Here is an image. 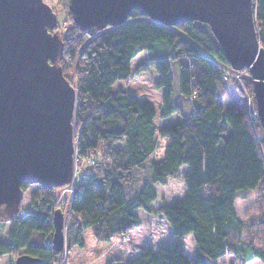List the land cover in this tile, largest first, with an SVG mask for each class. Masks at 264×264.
I'll return each mask as SVG.
<instances>
[{
    "label": "trees",
    "instance_id": "obj_1",
    "mask_svg": "<svg viewBox=\"0 0 264 264\" xmlns=\"http://www.w3.org/2000/svg\"><path fill=\"white\" fill-rule=\"evenodd\" d=\"M67 2H57L66 18L57 20L56 30L63 41L59 65L76 90L72 124L78 177L69 199L74 243L83 246L81 235L87 229L98 242L128 235L141 225L136 214L141 210L161 215L173 239L158 248H141L129 260L114 264H217L227 256L241 264L254 259L264 264V141L259 121L251 118L246 103L248 96L253 97L247 69L240 80H222L213 60L228 64L203 23L164 26L132 10L125 24L89 35L72 22ZM253 5L264 49V0H253ZM63 21L65 28L60 29ZM141 52L149 56L142 68L155 70L156 87L162 89L159 115L166 119L178 114L175 122L156 124L149 102L129 88L112 89L130 78L131 60ZM171 60H177L179 93L194 103L189 116L171 103ZM69 73L74 74V83ZM227 83L238 89L241 98L235 103L218 99L228 90ZM252 102L255 106L254 98ZM158 137L166 143L162 158L154 161ZM84 160L89 167L80 169L77 163ZM148 162L150 172L137 187V173ZM183 166L185 195L152 210L155 186L178 179ZM28 186L21 184L23 192ZM259 186L257 230L243 239L245 225L234 208L237 192ZM56 190L36 186L29 194L31 210L24 217L19 210L9 221L0 219V227L8 223L7 241L0 240V264H14L24 254L38 257L42 264L56 262L59 253L47 244L53 232L51 215L57 209ZM187 234L195 244L191 258L182 241Z\"/></svg>",
    "mask_w": 264,
    "mask_h": 264
},
{
    "label": "water",
    "instance_id": "obj_2",
    "mask_svg": "<svg viewBox=\"0 0 264 264\" xmlns=\"http://www.w3.org/2000/svg\"><path fill=\"white\" fill-rule=\"evenodd\" d=\"M72 22L92 35L127 22L138 10L164 26L197 21L209 30L227 64L247 69L264 141V49L253 0H68ZM56 13L43 0H0V219L19 212L22 183L60 188L74 171L76 90L59 61L63 41ZM51 247L65 249L64 215L52 216ZM14 264H42L19 255Z\"/></svg>",
    "mask_w": 264,
    "mask_h": 264
},
{
    "label": "rangeland",
    "instance_id": "obj_3",
    "mask_svg": "<svg viewBox=\"0 0 264 264\" xmlns=\"http://www.w3.org/2000/svg\"><path fill=\"white\" fill-rule=\"evenodd\" d=\"M58 0H49L48 5L55 11L58 21L66 18V13L63 8L57 3ZM149 56L146 53H140L131 62V75L127 81L118 82L113 86V90L117 87L129 88L132 92H135L141 96L144 100L149 102L156 111L154 122L160 124L162 122H175L179 117L178 114H173L166 119H162L159 115L162 100V89L156 87L158 80L155 70L149 66L145 69V63L148 61ZM147 64V63H146ZM147 66V65H146ZM177 60L170 61V75L172 77L171 86V103L178 104L182 109L183 116H189L193 109V101L190 97L183 96L179 93L178 87V73H177ZM243 70V69H242ZM240 70V71H242ZM239 71V70H238ZM244 72V71H243ZM243 75H247L245 72ZM71 81L74 83V74L69 73ZM228 90H225L224 94L218 95V99L222 100L226 104L235 103L240 99L238 89L233 83H227ZM232 89V90H230ZM230 90V91H229ZM219 86H217V92ZM228 92V93H227ZM229 95V96H228ZM220 97V98H219ZM247 101V100H246ZM248 102V101H247ZM253 103V102H252ZM178 120V119H177ZM159 139V146L156 153L152 156V160L158 161L162 158L166 140L164 138ZM78 167L87 169L89 166L84 160L77 163ZM186 170V166H183L179 172V178L175 180H168L164 186L156 185L155 190L157 193V199L151 204V209L156 210L162 204L169 205L185 195L186 190L181 178L183 171ZM149 162L137 173L139 181L136 185L140 187L144 184V177L149 174ZM37 185H29L28 189L24 192L23 199L20 204V211L29 212V194L35 190ZM55 191V198L57 208L61 210L64 215V234H65V249L59 253L58 258L54 264H114L117 258H113L112 255H118L109 251L114 246L117 247L122 254L118 260L127 261L129 258L135 256L141 248L149 247L158 248L160 245L165 244L173 239V235L170 227L165 222L163 217L159 214H147L141 210H137L136 214L142 221V227L132 236L128 235L117 237L115 241L111 242H98L92 236L89 229L83 231L81 237L83 246H78L74 243L76 237V231L71 228V220L73 214L69 213V199L68 194H64L61 190ZM261 186L255 190H240L237 192V198L235 200L234 208L238 218L243 220L245 230L241 233V238L249 239L251 233L257 230V211L256 208L261 199ZM4 227H0V240L7 241L6 232L8 229V223L4 224ZM250 232V233H249ZM132 233V232H131ZM128 238V239H127ZM184 244V251L187 256L193 257L195 254V244L191 234H187L182 238ZM134 250V251H133ZM130 251H133L132 253ZM92 254L94 256H92ZM122 256V257H121ZM131 256V257H129ZM114 259V260H113ZM116 260V261H115ZM217 264H241L234 259L233 256H227L219 259ZM245 264H261L257 259L249 261Z\"/></svg>",
    "mask_w": 264,
    "mask_h": 264
},
{
    "label": "built area",
    "instance_id": "obj_4",
    "mask_svg": "<svg viewBox=\"0 0 264 264\" xmlns=\"http://www.w3.org/2000/svg\"><path fill=\"white\" fill-rule=\"evenodd\" d=\"M65 28V22L63 21L60 24V29H64ZM58 31V30H57ZM214 65L216 66V68L219 70L220 74H221V78L223 81H227L229 79H236V80H240L241 77L243 76V71H236L233 70L229 65H225L219 61L213 60ZM254 97L248 96L247 98V107H248V111L250 113V116L252 119H257L258 120V116H257V112H256V108L252 103V99ZM74 159V171H73V176L71 179V182L68 183L67 185H65L63 188H61L62 192L64 194H68L69 197H71V195L73 194L74 188H75V184L77 182V177H78V170H77V166L75 163ZM69 213L72 214L71 210L69 209ZM22 217H24L27 213L24 211H21L19 213ZM53 215H51L52 218ZM125 237V236H124ZM128 239V238H127ZM47 244L51 245V241L47 239ZM63 252V251H62Z\"/></svg>",
    "mask_w": 264,
    "mask_h": 264
},
{
    "label": "crops",
    "instance_id": "obj_5",
    "mask_svg": "<svg viewBox=\"0 0 264 264\" xmlns=\"http://www.w3.org/2000/svg\"><path fill=\"white\" fill-rule=\"evenodd\" d=\"M142 53H145V52H142ZM136 58V57H135ZM134 58V59H135ZM134 59H132V60H134ZM132 60H131V62H132ZM131 69H132V66H131V64H130V71H131ZM150 207H151V205H150ZM142 227V221H141V225L136 229V230H134L132 233H130L129 234V237H132L140 228ZM86 231V230H85ZM84 231V232H85ZM116 238L117 237H114V238H112V239H110L108 242H111V241H115L116 240ZM109 251L110 252H112V253H115V254H118L119 256H120V254H122V252L117 248V247H114V246H112L110 249H109ZM134 251V250H133ZM133 251H130L131 253L133 252ZM118 255H112V257L113 258H117V260L120 258V257H116V256H118ZM92 256H94L93 254H92ZM122 257V256H121ZM129 257H131V256H129ZM188 257H190V256H188ZM191 258V257H190ZM130 259V258H129ZM114 260V259H113ZM116 261V260H115Z\"/></svg>",
    "mask_w": 264,
    "mask_h": 264
},
{
    "label": "bare ground",
    "instance_id": "obj_6",
    "mask_svg": "<svg viewBox=\"0 0 264 264\" xmlns=\"http://www.w3.org/2000/svg\"><path fill=\"white\" fill-rule=\"evenodd\" d=\"M57 27H58V24H57ZM57 27L54 29V31L57 29ZM57 31V30H56Z\"/></svg>",
    "mask_w": 264,
    "mask_h": 264
}]
</instances>
